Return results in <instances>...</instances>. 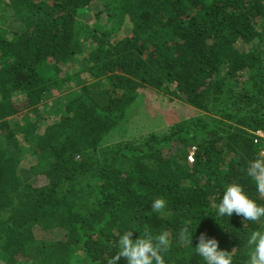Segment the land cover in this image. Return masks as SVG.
I'll return each instance as SVG.
<instances>
[{
    "label": "trees",
    "instance_id": "1",
    "mask_svg": "<svg viewBox=\"0 0 264 264\" xmlns=\"http://www.w3.org/2000/svg\"><path fill=\"white\" fill-rule=\"evenodd\" d=\"M263 47L264 0H0V264H107L128 230L167 233L164 264H204L201 233L249 264L264 219H214L228 184L264 205ZM146 87L197 115L123 141Z\"/></svg>",
    "mask_w": 264,
    "mask_h": 264
},
{
    "label": "clouds",
    "instance_id": "2",
    "mask_svg": "<svg viewBox=\"0 0 264 264\" xmlns=\"http://www.w3.org/2000/svg\"><path fill=\"white\" fill-rule=\"evenodd\" d=\"M246 175L254 182L256 190L264 194V155L257 156L248 162ZM164 207L163 199H156L152 203L153 211L159 212ZM233 214L240 217L242 225L245 222L255 223L264 219V205L258 204L255 199L251 198L239 183L228 184L221 193L214 220L219 224L220 218L231 219ZM134 234L133 230H128L119 236V251L107 260V264H118L121 257L126 260L127 264H164L160 253L169 246L167 233L160 234L155 240L151 237L133 239ZM193 234L185 229L181 234V239L192 243ZM195 251L204 264H233L234 258L229 251L222 250L218 240L208 237L206 233L199 235ZM246 252L249 264H264V227L248 233Z\"/></svg>",
    "mask_w": 264,
    "mask_h": 264
},
{
    "label": "rangeland",
    "instance_id": "3",
    "mask_svg": "<svg viewBox=\"0 0 264 264\" xmlns=\"http://www.w3.org/2000/svg\"><path fill=\"white\" fill-rule=\"evenodd\" d=\"M118 31L121 37H123L129 34L130 28L123 27ZM262 60L264 62V55ZM140 93L142 97L138 105L131 109L127 117L128 121L126 122L125 130L121 135H118L121 139H124L123 141L140 135L146 136L150 132L168 129V127L177 121L197 115L198 111L196 109L177 99L170 102L168 100L170 99L169 95L160 92V95H158L152 88L146 87Z\"/></svg>",
    "mask_w": 264,
    "mask_h": 264
},
{
    "label": "built area",
    "instance_id": "4",
    "mask_svg": "<svg viewBox=\"0 0 264 264\" xmlns=\"http://www.w3.org/2000/svg\"><path fill=\"white\" fill-rule=\"evenodd\" d=\"M255 135L253 143L259 147V155H264V131L258 130L255 132Z\"/></svg>",
    "mask_w": 264,
    "mask_h": 264
}]
</instances>
